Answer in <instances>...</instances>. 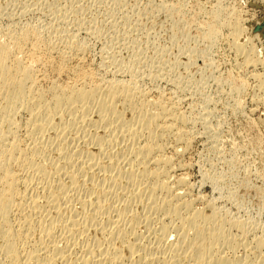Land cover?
Wrapping results in <instances>:
<instances>
[{
    "label": "bare ground",
    "instance_id": "6f19581e",
    "mask_svg": "<svg viewBox=\"0 0 264 264\" xmlns=\"http://www.w3.org/2000/svg\"><path fill=\"white\" fill-rule=\"evenodd\" d=\"M50 25L0 35V264H264V234L218 205L194 210L184 179L168 180L164 140L186 147L191 132L162 98L134 78L39 88L36 66L55 53L59 71L83 49ZM220 26L243 65L260 60L233 11Z\"/></svg>",
    "mask_w": 264,
    "mask_h": 264
},
{
    "label": "rangeland",
    "instance_id": "374dc122",
    "mask_svg": "<svg viewBox=\"0 0 264 264\" xmlns=\"http://www.w3.org/2000/svg\"><path fill=\"white\" fill-rule=\"evenodd\" d=\"M232 11L260 59L254 65H243L220 26ZM49 25L75 32L83 49L59 71L55 53L36 66L41 90L134 78L149 99L160 97L185 117L188 146L169 135L161 152L171 162L168 180L184 179L182 198L205 214L218 205L264 234V103L256 99L264 95V0H0V35ZM207 29L218 36L208 39Z\"/></svg>",
    "mask_w": 264,
    "mask_h": 264
}]
</instances>
